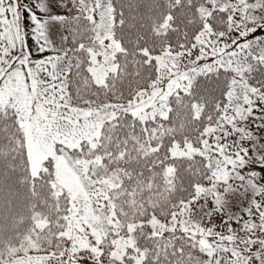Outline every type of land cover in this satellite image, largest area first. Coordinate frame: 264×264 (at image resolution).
<instances>
[{
    "label": "snow or ice",
    "instance_id": "6c2138e0",
    "mask_svg": "<svg viewBox=\"0 0 264 264\" xmlns=\"http://www.w3.org/2000/svg\"><path fill=\"white\" fill-rule=\"evenodd\" d=\"M0 264H264V0H0Z\"/></svg>",
    "mask_w": 264,
    "mask_h": 264
}]
</instances>
